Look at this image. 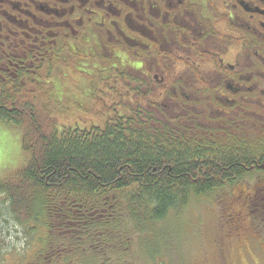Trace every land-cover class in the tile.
I'll return each instance as SVG.
<instances>
[{"label": "trees", "instance_id": "1", "mask_svg": "<svg viewBox=\"0 0 264 264\" xmlns=\"http://www.w3.org/2000/svg\"><path fill=\"white\" fill-rule=\"evenodd\" d=\"M125 75H71L84 82L87 103L73 101L87 118L73 123L63 118L73 103L52 77L0 84V121L20 129L26 157L0 178V195L15 221L41 225L40 260L94 264L99 252V264H132L133 242L155 259L160 252L147 245L169 213L264 174V133L212 138L209 129L170 120L158 105L165 122L144 116L138 104L148 101L128 92ZM257 198L246 207L264 226V192Z\"/></svg>", "mask_w": 264, "mask_h": 264}, {"label": "flooded vegetation", "instance_id": "2", "mask_svg": "<svg viewBox=\"0 0 264 264\" xmlns=\"http://www.w3.org/2000/svg\"><path fill=\"white\" fill-rule=\"evenodd\" d=\"M114 71L163 122L264 133V0H0V84Z\"/></svg>", "mask_w": 264, "mask_h": 264}, {"label": "rangeland", "instance_id": "3", "mask_svg": "<svg viewBox=\"0 0 264 264\" xmlns=\"http://www.w3.org/2000/svg\"><path fill=\"white\" fill-rule=\"evenodd\" d=\"M77 79L73 81L71 76L51 78L60 90L59 95L64 92L68 104L78 101L84 105L87 104L82 100L85 85ZM74 105L63 112V118L71 123L87 119L85 111L74 109ZM168 107L170 114L173 112L171 104ZM141 108L159 120L155 111L149 107ZM25 160L20 129L0 121V178L18 169ZM261 192H264V174L207 197L192 198L186 208L169 213L162 223L156 225L158 232L154 245H147L150 251L160 252L155 259L148 258L139 243L133 242L128 244L131 249L129 260L132 264H264V226L255 224L246 207L250 200H257ZM43 237L39 223H19L11 217L8 201L1 194L0 264H9L17 258L23 262L27 256L39 254ZM111 241L113 246L118 244ZM91 252L92 256L95 251ZM99 257L100 253L95 252L94 264H99Z\"/></svg>", "mask_w": 264, "mask_h": 264}]
</instances>
